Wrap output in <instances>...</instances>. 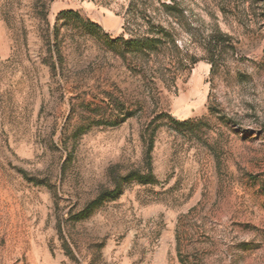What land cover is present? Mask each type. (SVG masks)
I'll return each instance as SVG.
<instances>
[{"label": "rangeland", "instance_id": "1", "mask_svg": "<svg viewBox=\"0 0 264 264\" xmlns=\"http://www.w3.org/2000/svg\"><path fill=\"white\" fill-rule=\"evenodd\" d=\"M0 264H264V0H0Z\"/></svg>", "mask_w": 264, "mask_h": 264}, {"label": "trees", "instance_id": "2", "mask_svg": "<svg viewBox=\"0 0 264 264\" xmlns=\"http://www.w3.org/2000/svg\"><path fill=\"white\" fill-rule=\"evenodd\" d=\"M67 14L69 16H77V13L73 12V11H68V12H62L60 13V15H64ZM89 24L92 25L93 27L97 28L98 30L101 29L100 27H98L96 24H94L93 22L89 21Z\"/></svg>", "mask_w": 264, "mask_h": 264}]
</instances>
